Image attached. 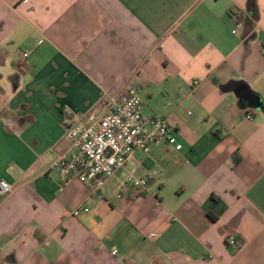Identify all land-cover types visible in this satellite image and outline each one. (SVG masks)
Wrapping results in <instances>:
<instances>
[{
  "label": "crops",
  "instance_id": "0c3cea01",
  "mask_svg": "<svg viewBox=\"0 0 264 264\" xmlns=\"http://www.w3.org/2000/svg\"><path fill=\"white\" fill-rule=\"evenodd\" d=\"M255 3L252 19L247 0H0V181L14 187L0 197V264H264ZM130 84L182 150L133 154L98 195L78 181L60 190L67 129ZM129 176L147 189L117 198Z\"/></svg>",
  "mask_w": 264,
  "mask_h": 264
},
{
  "label": "built area",
  "instance_id": "2783aa9c",
  "mask_svg": "<svg viewBox=\"0 0 264 264\" xmlns=\"http://www.w3.org/2000/svg\"><path fill=\"white\" fill-rule=\"evenodd\" d=\"M231 15L236 27H239L241 11L234 8ZM27 57V53L22 54V59ZM246 118L251 119V116ZM64 140L66 150L52 164L58 173L60 190L78 181L92 195L100 194L107 180L120 171L133 154L148 153L158 145L170 146L175 151L182 150L174 129L164 119L151 121L143 116V103L132 84L116 97L105 96L101 113L93 112L76 118L67 129ZM147 187L146 178L129 176L122 183L117 198H121L123 192L145 191ZM13 191V185L0 181V197H6ZM88 212L85 203L73 209L71 216L79 217ZM227 244H235L233 236L227 238ZM117 254L116 249L111 251L112 256Z\"/></svg>",
  "mask_w": 264,
  "mask_h": 264
},
{
  "label": "water",
  "instance_id": "95a60500",
  "mask_svg": "<svg viewBox=\"0 0 264 264\" xmlns=\"http://www.w3.org/2000/svg\"><path fill=\"white\" fill-rule=\"evenodd\" d=\"M236 87V83H229L228 85H225L222 87L223 90H229L234 89ZM241 94V102L240 104H245L246 102L252 103L256 108H259V102L255 98H253L250 94L240 91Z\"/></svg>",
  "mask_w": 264,
  "mask_h": 264
},
{
  "label": "trees",
  "instance_id": "16d2710c",
  "mask_svg": "<svg viewBox=\"0 0 264 264\" xmlns=\"http://www.w3.org/2000/svg\"><path fill=\"white\" fill-rule=\"evenodd\" d=\"M247 13L252 19H256L258 17L255 0H247Z\"/></svg>",
  "mask_w": 264,
  "mask_h": 264
}]
</instances>
